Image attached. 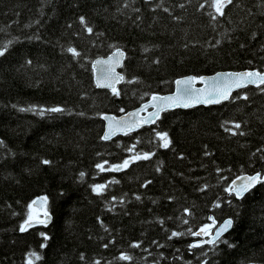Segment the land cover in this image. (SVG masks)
Segmentation results:
<instances>
[{
  "label": "trees",
  "instance_id": "obj_1",
  "mask_svg": "<svg viewBox=\"0 0 264 264\" xmlns=\"http://www.w3.org/2000/svg\"><path fill=\"white\" fill-rule=\"evenodd\" d=\"M223 12L213 0H0V264H264V184L243 199L226 191L241 173L264 175V85L101 139L103 113L170 92L180 76L264 70V0ZM118 47L117 95L95 86L91 62ZM39 196L50 223L21 232ZM210 215L232 220L227 243L193 235Z\"/></svg>",
  "mask_w": 264,
  "mask_h": 264
},
{
  "label": "snow or ice",
  "instance_id": "obj_2",
  "mask_svg": "<svg viewBox=\"0 0 264 264\" xmlns=\"http://www.w3.org/2000/svg\"><path fill=\"white\" fill-rule=\"evenodd\" d=\"M233 0H213V6L215 8L216 13L219 15H224L223 9L228 5L231 4ZM215 18V17H213ZM81 24H84L86 26V21L84 17H80ZM86 30L88 33H92L93 29L91 27L86 26ZM7 51V46H4L2 49H0V56H3L5 52ZM67 52L71 53L73 57H79L80 53L77 49L69 47L67 49ZM123 58V53L117 50L116 53H114V56L110 58L113 62L109 64V67L107 69V74L103 76L102 78H99L97 80V87H107L111 88L114 94L118 95V92L115 88V83L119 82L120 80H123L124 77L122 75H119L115 72V67L120 63V59ZM30 63V61H29ZM97 63H102L100 61H97ZM196 77H190L185 80H177L175 83L177 84V94L175 96H169V97H157L152 96L153 101H161L159 105H154V107L157 108V111L155 113H152L149 118L144 119V123L152 122L154 123L155 120L151 119V117L159 118L160 112L164 111L166 108H173V107H193L195 104H215L220 103L222 100H227L230 97V93L235 88H242L245 87L248 84H254L258 88L261 85H264V74H261L259 72H244V73H231V74H225V78L223 82L218 81L216 78H213V84L211 88L206 89H194L192 88V85L196 81ZM201 81H203V78H200ZM183 85L184 87L181 88L180 86ZM264 90V89H262ZM244 99H247V96L243 97ZM23 110V109H22ZM48 111L51 112H62V108H52ZM43 115V112L40 113ZM132 115H137L136 113H133ZM139 126V123L137 122H129V121H123V122H117V127H120L122 129L131 130V128ZM111 129V124L109 125ZM241 125L239 123H234L233 128L234 129H240ZM233 128H225V131L231 132L233 135L240 134L243 135V133H237L233 131ZM112 131L110 130L108 133H106L103 137V139L108 140L110 139L112 135ZM156 136L160 141H162V147L168 148L171 141L168 138V134L157 132ZM149 154L145 153L143 155H137L133 157V160H139V159H149ZM44 164H50L51 162L48 160L42 161ZM129 161L125 160L123 165L120 167H126L128 165ZM98 168H100L101 171H104V166L102 164L97 165ZM113 170H119L113 169ZM84 173H81V177H83ZM243 182L237 186L236 181H233L232 184L226 189V191L232 195L234 194L237 199H243L246 193H248L252 188H254L258 184H264V175H261L260 173H257L252 176H247L242 178ZM105 186L104 185H96L94 187V191L100 192L103 190ZM41 203L47 202V197L41 198ZM37 203L36 201H33V204ZM219 205H217L218 207ZM31 208V205H29ZM188 211L187 209L185 210ZM46 218L48 217V213L45 211L44 213ZM211 219V218H210ZM32 220V216L29 215L28 219L25 220L24 224L21 225L20 231L24 232L26 231V225H29V222ZM40 223H45V220L39 221ZM215 226V221L213 220V225ZM232 226V220L228 219L223 222V224L217 229L215 237L211 240L205 241V243L209 244H217V243H227L226 240H221L220 237L228 231L229 228ZM211 226H205L201 228L198 232L193 233V235L200 236L201 234H208V229ZM173 237L181 235L179 233L173 232L171 234ZM41 236L44 238V240L49 239V237L41 233ZM45 245H41V247H44ZM134 247H139V244L133 245ZM199 244H193L192 247H198ZM231 247V245H229ZM30 257H35V260H40L41 257L39 254L33 252L29 253ZM83 259V256L81 257ZM121 260H130L131 258L127 255H121ZM28 264H33V260L30 258L28 260ZM96 264H99V261L96 262Z\"/></svg>",
  "mask_w": 264,
  "mask_h": 264
},
{
  "label": "water",
  "instance_id": "obj_3",
  "mask_svg": "<svg viewBox=\"0 0 264 264\" xmlns=\"http://www.w3.org/2000/svg\"><path fill=\"white\" fill-rule=\"evenodd\" d=\"M117 50H119L120 52L123 53V58L120 59V63L118 65H116L115 72L117 74L122 75L124 77V74L122 72V67H123L124 62H125L126 52L122 48L118 47V48L113 49L107 55L98 56V57H96V58H94L92 60V62H91L92 79H93V82H94L96 87H97V80L99 78H102L103 76H105L107 74V69L109 67V64L113 62L112 60H110V58H112L114 56V53H116ZM97 61H100L102 63H97ZM244 72H259L261 74H264V71H260V70H257V69L219 70V71L213 72L211 74L200 75L199 77H196L197 79H196L195 83L192 85V88L197 89V90L198 89L211 88L212 84H213V78H216L218 81L223 82V80L225 78V74L244 73ZM190 77H195V76L194 75H184V76H180V77L176 78L174 80V86H173L172 91L167 92V93H152L145 101L141 102L138 106H136V107H134L132 109H129V110L124 111V112H121L119 114L103 113L101 115V119L104 122V128H103V131H102L101 139L104 140V141H107V140L103 139V137L110 130L112 131L113 134L111 135L110 139H108V140H111L112 138H114L116 136H119V135H126V134H129V133L135 132V131L141 129L142 127L152 125L160 118L161 114L163 112L167 111V110L189 109V108H193V107H197V106H210V105L219 104V103H215V104H195L193 107H188V108H184V107L166 108L164 111L160 112V115H159L158 119L155 118V117H151V119L155 120L154 123H152V122L144 123L143 122L145 118H149L152 113H155L157 111V108L154 107V105H159L161 103V101H153L152 100V96H157V97H162V98L163 97H169V96H175L177 94V88H178V86H177V84L175 82L177 80H185V79H188ZM201 77L203 78V81L200 80ZM123 81H124V79L120 80L117 83H115V88H116L117 92H118V86ZM248 86H256V85L248 84L245 87H248ZM180 87L183 88L184 86L181 85ZM245 87H242V88H245ZM97 88L108 89V90L112 91L111 88H107V87H97ZM242 88L233 87V89H232V91L230 93L229 99L231 98L232 94L235 91H237L239 89H242ZM229 99H227V100H229ZM227 100H222L220 103H223V102H225ZM133 113H136L137 115H132ZM123 121L137 122V123H139V126H135V127L131 128V130L122 129L120 127H117V122H123ZM110 124L112 126L111 129L109 127ZM257 173H259V172H256V173H253V174H249V173L240 174V175L236 176L231 181V184H232L233 181H236V185L239 186L243 182L242 178L247 177V176H252V175H255ZM42 197H45V196H39L38 198H36L34 200L37 203H35V204L32 203V205L34 207H36L37 209H39V210H44L45 207H46V203H47V202L46 203H41L40 202ZM47 213H48V217H50V219L46 218L45 215H43V219L42 220H45L44 224H49L50 220H51L50 213L49 212H47ZM209 218H211L210 220L213 221L212 215H210ZM228 219H230V218H226L223 221L218 222V223L215 222V226L211 227L212 232L210 234L209 233L207 235L201 234L200 235L202 237L201 243H205V241L213 239L215 237L217 229L223 224L224 221H226ZM39 221H41V220L32 219L29 222V225H26V227L30 226V225H33V224H36V223H40ZM230 229L231 228H229L228 231ZM228 231L223 233V235L226 234Z\"/></svg>",
  "mask_w": 264,
  "mask_h": 264
},
{
  "label": "rangeland",
  "instance_id": "obj_4",
  "mask_svg": "<svg viewBox=\"0 0 264 264\" xmlns=\"http://www.w3.org/2000/svg\"><path fill=\"white\" fill-rule=\"evenodd\" d=\"M44 211H46V209L41 211L34 207L32 208L30 215L32 216V219H42Z\"/></svg>",
  "mask_w": 264,
  "mask_h": 264
}]
</instances>
